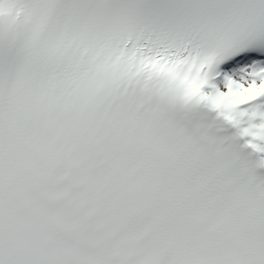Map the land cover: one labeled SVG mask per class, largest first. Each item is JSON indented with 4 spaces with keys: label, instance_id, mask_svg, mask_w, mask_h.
Segmentation results:
<instances>
[{
    "label": "snow or ice",
    "instance_id": "snow-or-ice-1",
    "mask_svg": "<svg viewBox=\"0 0 264 264\" xmlns=\"http://www.w3.org/2000/svg\"><path fill=\"white\" fill-rule=\"evenodd\" d=\"M0 264H264V0H0Z\"/></svg>",
    "mask_w": 264,
    "mask_h": 264
}]
</instances>
